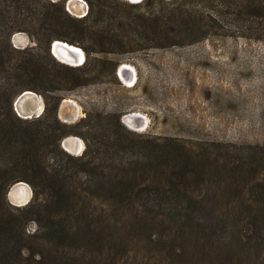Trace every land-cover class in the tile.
Segmentation results:
<instances>
[{"label": "rangeland", "instance_id": "obj_1", "mask_svg": "<svg viewBox=\"0 0 264 264\" xmlns=\"http://www.w3.org/2000/svg\"><path fill=\"white\" fill-rule=\"evenodd\" d=\"M36 1L30 4L25 0L21 4L22 8L17 9L19 19L27 18L29 22L26 25L18 22L16 26L30 24L29 29L40 33L45 22L42 9L45 5ZM50 1L64 2L66 11L75 19H84L93 8V16L87 22L119 33L123 48L115 53H89L78 44L56 39L85 52L84 64L76 66L54 54L56 40L51 44V54L59 62L83 69L79 73L72 71L76 74L71 82L75 87L62 93L64 98L59 107L60 120L71 126L72 132L67 137L79 138L83 149L79 153L70 151L64 142L67 137L61 147L74 158L87 153V158L95 156V160L90 165L72 166L62 152L50 151L45 155L47 166L70 175L63 186L72 191V203L57 209L55 215L77 235H73L72 241L64 240L57 245L43 231L38 240H28L29 249L44 251L45 264H102L110 255L111 262L115 259L117 264H125L127 251L115 254L112 231L117 241L129 243L136 260H142L138 251L145 253L146 235L128 231L130 215L124 219L118 214L110 218V212L117 208L109 204L107 191L96 181L103 176L131 179L136 174L140 188H167L181 166L174 161L160 162L157 157L161 158L164 149L174 147L187 157L183 162L187 176L182 187L194 192L191 195L197 203L264 206V195L255 190L264 187V30H249L246 28L249 26L237 24L233 16L217 22L209 20L210 8L219 12L235 10L225 4L227 0H222L224 5H220L221 0H102L106 13L100 20L96 0ZM135 3L141 6L134 7ZM180 3H184L183 16H173V9ZM114 9L120 12L124 27L119 25L120 20L111 17ZM246 11L257 12L254 7H247ZM139 15L144 18H138ZM157 15H163V30L174 29L169 38L162 39L156 34ZM199 15L205 18L201 23L194 17ZM72 22L66 28L58 27V31L53 29L54 35L65 31V36L72 37ZM244 33L254 36L247 37ZM34 36L16 30L10 41L14 48L33 47L35 53L45 57V45L37 46ZM159 44L162 46H156ZM126 64L130 68L120 72ZM6 76L0 70V86ZM34 93L38 101L33 108L36 113L27 119L45 110L43 97ZM17 98L14 108L19 115ZM30 104L34 101L23 99L22 110ZM69 113L74 118H69ZM135 113L139 117L131 118ZM198 172L201 176L196 175ZM20 182L28 186L31 192L28 198L25 195L28 190ZM20 182L7 193L8 202L15 206L19 203L25 206L33 197L31 185ZM112 224L114 227L109 229ZM88 225L95 226L99 233L100 242L94 248L85 235ZM166 225L159 223L153 231L160 236L167 230ZM37 229L36 222L30 220L27 233L32 235ZM167 256L165 249L152 248L153 261L162 264ZM51 257L54 259L50 260Z\"/></svg>", "mask_w": 264, "mask_h": 264}, {"label": "trees", "instance_id": "obj_2", "mask_svg": "<svg viewBox=\"0 0 264 264\" xmlns=\"http://www.w3.org/2000/svg\"><path fill=\"white\" fill-rule=\"evenodd\" d=\"M27 1L30 4L37 2ZM41 1L45 5L42 8L45 22L40 33H34L27 27L30 24L16 26L18 22L26 25L28 21L27 18L21 21L20 11H17L25 0H0V70L7 73L5 83L0 86V264H45V252L34 250L33 247L29 249L26 246L28 240H38L39 233L45 231L46 238L59 245L64 240L72 241L73 235H77L72 232V227H65L55 215L57 209L72 203V191L63 186L69 181L70 175L47 166L45 155L50 151L62 152L67 157V164L72 166L90 165L95 160V156L87 158V153L74 158L64 153L61 147L63 139L72 132L71 126L59 118V107L64 98L62 93L75 87L71 82L76 74L72 71L79 73L83 69L59 62L51 54V44L56 39H62L84 47L89 53H115L123 48L119 33L87 22L93 16V8L84 19H75L66 11L64 2ZM96 1L99 7L97 20H100L106 11L102 0ZM135 4L134 7L141 6ZM221 4L224 5L222 0ZM225 4L235 10L219 12L210 8L207 18L217 22L223 17L233 16L237 24L249 26L246 27L249 30H264V0H227ZM183 6L184 3L178 4L171 14L183 16ZM247 7H254L257 12L249 13ZM113 12L111 17L120 20L119 25L124 27L120 12L116 9ZM140 17L144 18V15ZM194 17L197 23L205 19L203 15ZM70 20L73 21L72 33L75 35L65 36V31L54 35L53 29L58 31V27H68ZM156 24L155 32L160 38L166 39L173 34L174 29L161 28L163 15L156 16ZM16 30L27 31L32 36L37 34V46L44 44L47 55L44 57L35 53L33 47L21 50L14 48L10 38ZM244 36L254 35L244 33ZM26 90L40 94L45 101V110L39 117L24 119L15 111V99ZM157 158L160 162L174 161L181 166L172 175V184L167 188H140L136 174L131 179L116 176L106 179L103 176L96 181L107 191L111 199L109 204L117 208L110 212V218L116 214L123 219L130 215L128 231L146 235L143 239L146 254L138 251L143 259L136 260L129 243L126 240L117 241L115 234L110 231L115 254L127 251L125 264H160L151 257L154 247L167 251L168 256L166 259L164 257L162 264H264L262 204L211 206L197 203L192 196L194 192L190 193L182 187L187 176L183 163L187 157L182 151L178 147L164 149L161 158ZM196 175L201 176V172ZM20 181L29 183L33 189L32 200L25 206L12 205L7 199L11 186ZM255 188L257 193L264 195V187ZM93 208L98 209L97 206ZM71 216L72 212L71 215L68 213V218ZM30 220H34L38 227L32 235L27 233ZM162 222L168 224L167 230L158 236L153 228ZM113 227L114 224L108 225L109 229ZM85 235L93 248L100 242L97 228L93 225H88ZM164 236L169 239L165 240ZM102 264L117 263L115 259L111 262L110 255Z\"/></svg>", "mask_w": 264, "mask_h": 264}, {"label": "bare ground", "instance_id": "obj_3", "mask_svg": "<svg viewBox=\"0 0 264 264\" xmlns=\"http://www.w3.org/2000/svg\"><path fill=\"white\" fill-rule=\"evenodd\" d=\"M62 44H64V42H61V41H56L55 43V51L56 53L64 58L66 60V62H71L72 65H81L82 63H84L85 59H86V56H85V52L75 46V45H72V49L74 50V52L72 53V55L70 57L66 56L65 54H61V50L60 49H64V46H62ZM124 68H130L129 65H123V68L120 69V72L122 71V69ZM123 72V71H122ZM121 74V73H120ZM123 75V73H122ZM68 102H71L70 100H67ZM73 115L72 114H68V117L69 118H74V116L72 117ZM130 117H139V114L135 113V114H132L130 115ZM132 121V120H131ZM130 122V121H129ZM65 146L72 152H76V153H79L81 152V150L83 149V144H82V141L79 139V138H76V137H72V138H68L67 141L65 142ZM21 184L20 186H25L27 188V193L25 192H22V193H25V195L27 196V198L30 196V190L28 188L27 185H25L24 183H19ZM25 200V199H24Z\"/></svg>", "mask_w": 264, "mask_h": 264}, {"label": "water", "instance_id": "obj_4", "mask_svg": "<svg viewBox=\"0 0 264 264\" xmlns=\"http://www.w3.org/2000/svg\"><path fill=\"white\" fill-rule=\"evenodd\" d=\"M134 2H140L141 0H132ZM56 41H61V40H56ZM64 42V44H62V46H64V49H60L61 50V54H65L66 56L70 57L72 55V53L74 52V50L72 49V44L65 42V41H61ZM56 43V42H55ZM55 43L53 46V52L54 54L63 62H66V60L62 57H60L56 51H55ZM68 64H72L71 62H66ZM36 96L37 94L34 93V91L31 90H26L24 92H22L19 97L16 100V110L18 111L20 116H23L25 118H31L36 112L33 111V108H36V103L38 102L36 100ZM25 99H31V101H34V104H30L29 107H25L24 110H22V100ZM40 107L37 105V108ZM36 110V109H35ZM42 113V110H40L36 115L37 117L40 116ZM70 139L72 137H67L64 142L67 141V139ZM22 203L17 204L18 206H21ZM24 204V203H23ZM22 204V205H23Z\"/></svg>", "mask_w": 264, "mask_h": 264}]
</instances>
